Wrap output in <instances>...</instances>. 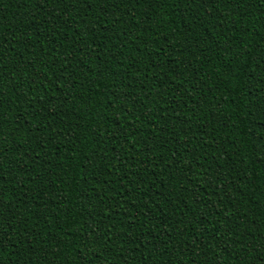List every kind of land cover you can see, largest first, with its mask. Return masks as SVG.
I'll return each mask as SVG.
<instances>
[{
	"label": "trees",
	"instance_id": "obj_1",
	"mask_svg": "<svg viewBox=\"0 0 264 264\" xmlns=\"http://www.w3.org/2000/svg\"><path fill=\"white\" fill-rule=\"evenodd\" d=\"M0 264H264V0H0Z\"/></svg>",
	"mask_w": 264,
	"mask_h": 264
}]
</instances>
